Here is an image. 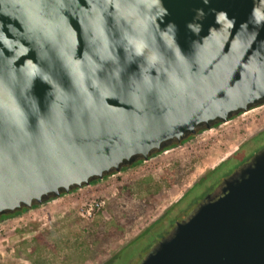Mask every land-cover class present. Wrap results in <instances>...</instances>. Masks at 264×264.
I'll use <instances>...</instances> for the list:
<instances>
[{"label": "water", "instance_id": "water-1", "mask_svg": "<svg viewBox=\"0 0 264 264\" xmlns=\"http://www.w3.org/2000/svg\"><path fill=\"white\" fill-rule=\"evenodd\" d=\"M263 104L264 0H0V218ZM139 264H264V147Z\"/></svg>", "mask_w": 264, "mask_h": 264}, {"label": "rangeland", "instance_id": "rangeland-1", "mask_svg": "<svg viewBox=\"0 0 264 264\" xmlns=\"http://www.w3.org/2000/svg\"><path fill=\"white\" fill-rule=\"evenodd\" d=\"M217 127L204 137H194L158 159L141 162L114 178L108 176L32 212L2 219L0 264H108L171 205L168 197L185 193L264 127V104ZM212 141L221 142V154L200 166L192 157L194 149L200 144L209 146ZM239 162L238 158L231 162V170ZM92 200L106 203L103 212L86 219L79 208ZM153 237L135 242L112 264H139L158 239Z\"/></svg>", "mask_w": 264, "mask_h": 264}, {"label": "trees", "instance_id": "trees-1", "mask_svg": "<svg viewBox=\"0 0 264 264\" xmlns=\"http://www.w3.org/2000/svg\"><path fill=\"white\" fill-rule=\"evenodd\" d=\"M220 124H217L215 127L219 126ZM183 141V143H185ZM182 143V144H183ZM180 145H176L181 146ZM247 146H250L247 148ZM264 146V136H261L260 138L256 139V141L252 143H247L243 146V150L247 152L248 154L253 153L254 151L259 150L261 147ZM242 149L241 152H238L235 156L237 157H243L241 156L242 154ZM251 151V152H250ZM244 152V151H243ZM245 154V153H244ZM229 156L227 159L221 161L217 166L209 170L206 174H204L202 177H200L189 189L183 193V195L175 202H173L169 207H167L163 213L152 222L149 227H147L140 235L139 237L136 238V240H133L130 244H128L126 247H124L121 252H119L118 255L114 256V258L110 259L108 264L115 263L118 258L121 256L122 252H124L128 247H131L134 245L135 242L141 240V239H146L149 238L150 236H154L155 238H160L163 233H167L170 228L173 226L176 220H178L183 214H187L196 204L199 202L204 196H206L208 193H210L213 188L220 182V180L227 174H229L232 170L230 165L232 166L233 164H230L231 162H234L235 160L233 158H230ZM140 162L135 163L133 166L139 164ZM230 167V169H229ZM129 168H124V170H127ZM100 182L99 180H96L92 183H98ZM78 189H75L71 193L75 192ZM67 194H63L62 197ZM41 207V205H35V208ZM27 209H23L22 211H18L14 214H9V215H3L0 218V221L2 219H9L11 217L21 215L25 212H27ZM156 241V239H155ZM153 241V244L155 243ZM152 244V246H153ZM149 247V250L150 248ZM148 252V249L146 253Z\"/></svg>", "mask_w": 264, "mask_h": 264}, {"label": "crops", "instance_id": "crops-1", "mask_svg": "<svg viewBox=\"0 0 264 264\" xmlns=\"http://www.w3.org/2000/svg\"><path fill=\"white\" fill-rule=\"evenodd\" d=\"M253 109H255V108H253ZM253 109H251L249 112L242 113V115L251 113L253 111ZM242 115L240 114L239 116H236V117L232 118L228 123H223V124L224 125L229 124V123L233 122L234 120H236L237 118H239ZM217 128L218 127H214L213 129L206 130L202 134H200L199 137L200 136L204 137L206 134L211 133L212 131L216 130ZM220 143H219V141H212V143H210L209 146L200 144L199 146H197L196 149H194L195 154L192 156L193 159H197L198 160L197 163L200 166H202L204 163H208L209 164V162H211L216 156L221 154L222 144H220ZM173 149L174 148H172L171 150H173ZM171 150L167 151L166 153H169ZM166 153H164V154H166ZM161 155L162 154H160L159 156L151 159V161L155 160V159H158ZM205 166L208 167L207 165H205ZM205 169H207V168H205ZM203 171H205V170H203ZM182 195H183V193L181 195L178 194V196H176V197H173V195H172L173 198H171V196L168 197V201H169L168 204H172L173 202L177 201ZM33 210H36V208L33 209ZM33 210L28 211V212H32Z\"/></svg>", "mask_w": 264, "mask_h": 264}, {"label": "flooded vegetation", "instance_id": "flooded-vegetation-1", "mask_svg": "<svg viewBox=\"0 0 264 264\" xmlns=\"http://www.w3.org/2000/svg\"><path fill=\"white\" fill-rule=\"evenodd\" d=\"M261 106V105H260ZM261 136H264V127L259 131V132H257L254 136H252L251 138H249V139H247V140H245L243 143H242V147H239V148H237L234 152H233V154L231 155V157L230 158H235V159H237L238 158V161H240L241 162V160H243V162L242 163H244V162H247V161H249L251 158H252V156L257 152V151H259V150H257V151H254L253 153H250V154H248L246 157L244 156V153H247V152H245V150H243L242 148H243V146L246 144L247 145V143H252V142H254V141H256V139H258V138H260ZM194 137H197V135H193V136H191V137H189L187 140H186V142L187 141H189L190 139H192V138H194ZM184 144V143H183ZM173 148H176L177 146L176 145H173L172 146ZM264 147V146H263ZM241 149H242V154H241V156H243V157H237V156H235L238 152H241ZM244 151V152H243ZM251 152V151H250ZM164 153H166V152H164ZM164 153H162V154H164ZM237 157V158H236ZM234 159V160H235ZM140 163L142 162V161H139ZM239 162V164H237L236 166H235V168L230 172V173H232L239 165H241L242 163H240ZM133 167V166H132ZM229 173V174H230ZM229 174H227V175H229ZM225 177V176H224ZM222 180V179H221ZM220 180V181H221ZM219 184V183H218ZM217 184V185H218ZM216 185V186H217ZM192 186V185H191ZM215 186V187H216ZM214 187V188H215ZM214 188H213V190H214ZM212 190V191H213ZM205 197V196H204ZM203 197V198H204ZM202 198V199H203ZM201 199V200H202ZM200 200V201H201ZM199 201V202H200ZM199 202H197V204L199 203ZM197 204L187 213V214H183L178 220H183V219H185V218H187L190 214H191V212L194 210V208L197 206ZM178 220H176L175 221V223L178 221ZM175 223L173 224V226L175 225ZM173 226L170 228V230L165 234V235H167L170 231H171V229L173 228ZM165 235H162L161 237H163V236H165ZM160 237V238H161ZM160 238H158L156 241H155V243L160 239ZM154 243V244H155ZM153 244V245H154Z\"/></svg>", "mask_w": 264, "mask_h": 264}, {"label": "built area", "instance_id": "built-area-1", "mask_svg": "<svg viewBox=\"0 0 264 264\" xmlns=\"http://www.w3.org/2000/svg\"><path fill=\"white\" fill-rule=\"evenodd\" d=\"M120 174H122V172H116V173L110 175L109 178H114ZM105 203H106L105 200H92L90 202L82 204L79 208V213L82 217H84L86 219H92L98 212H100V211L103 212L102 209L104 208Z\"/></svg>", "mask_w": 264, "mask_h": 264}]
</instances>
